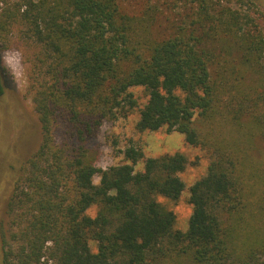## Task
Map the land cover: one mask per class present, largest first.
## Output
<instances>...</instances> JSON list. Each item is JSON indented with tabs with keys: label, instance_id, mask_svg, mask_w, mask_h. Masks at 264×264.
<instances>
[{
	"label": "trees",
	"instance_id": "trees-1",
	"mask_svg": "<svg viewBox=\"0 0 264 264\" xmlns=\"http://www.w3.org/2000/svg\"><path fill=\"white\" fill-rule=\"evenodd\" d=\"M0 1V42L16 35L35 48L28 73L43 130L15 182L4 264H264V158L250 149L264 145L255 0ZM137 86L148 93L139 131L166 127L210 151L189 188L186 231L161 199L185 190V154L131 145L126 162L106 168L91 154L104 121L133 108ZM4 93L0 68V102Z\"/></svg>",
	"mask_w": 264,
	"mask_h": 264
},
{
	"label": "rangeland",
	"instance_id": "rangeland-1",
	"mask_svg": "<svg viewBox=\"0 0 264 264\" xmlns=\"http://www.w3.org/2000/svg\"><path fill=\"white\" fill-rule=\"evenodd\" d=\"M130 9L142 8L143 0H126ZM162 1V0H158ZM258 7L264 11V0H255ZM2 2L0 1V7ZM255 13V10H254ZM264 26V21L258 19ZM6 43L0 42V55L6 49H15L22 55V62L26 72V82L21 87H17L12 75L0 64L3 73L5 93L0 102V264H4V254L2 247V232L10 235L15 230L13 221V211L10 200L15 192V182L19 175L26 169L28 159L39 147L43 130L36 112L32 93L30 92L29 80V58L32 56L34 47L27 42H22L16 35L10 37ZM135 105L127 114L119 115L113 119L105 120L101 126L95 144H90L91 154L97 156V166L106 168L110 165L124 163V151L127 147L135 145L143 150L145 156H158L163 153L182 152L189 159L187 168L181 172V177L186 182V188L178 201L161 198L164 203L172 208L177 215L176 226L182 230H187L189 217L192 213V205L189 203V188L198 178L203 176L211 161V154L207 148L193 145L186 141L185 135L179 131H168L166 127L154 131H139L136 122L139 118V111L148 99V93L142 86L132 87ZM202 126L204 130L209 129L206 122ZM215 127L221 136L228 140L238 137L236 132L228 125H218ZM254 157L264 158V145L257 143V147L252 146ZM251 149V150H252ZM258 157V158H259ZM144 161H139L136 169H142ZM100 176L94 177L95 182H99ZM96 206H92L88 213L95 215ZM91 246L96 250V242L92 241Z\"/></svg>",
	"mask_w": 264,
	"mask_h": 264
},
{
	"label": "clouds",
	"instance_id": "clouds-1",
	"mask_svg": "<svg viewBox=\"0 0 264 264\" xmlns=\"http://www.w3.org/2000/svg\"><path fill=\"white\" fill-rule=\"evenodd\" d=\"M0 64L10 72L17 87H21L26 82V72L22 62V55L15 49H6L0 55Z\"/></svg>",
	"mask_w": 264,
	"mask_h": 264
}]
</instances>
